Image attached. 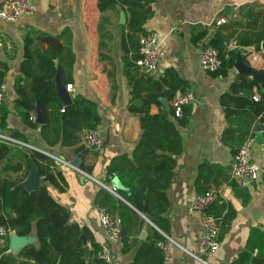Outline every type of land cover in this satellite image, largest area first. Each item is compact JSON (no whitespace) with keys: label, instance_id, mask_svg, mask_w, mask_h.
Segmentation results:
<instances>
[{"label":"crops","instance_id":"1","mask_svg":"<svg viewBox=\"0 0 264 264\" xmlns=\"http://www.w3.org/2000/svg\"><path fill=\"white\" fill-rule=\"evenodd\" d=\"M34 3L36 11L23 15L15 23L0 19V70L4 72L3 82L7 87L4 103L0 106V119L6 112V127L1 125L3 130L12 135L16 133L37 149L15 146L0 159V176L21 179L19 184L23 186L34 168L41 187L45 180L37 160L43 167L46 160L30 156L27 171L21 153L30 154L36 150L54 159L57 164L51 169L62 173L66 185L61 191L47 182L49 192L70 209L69 222L87 227L101 244L105 240V231L99 219L101 207L96 203V197L101 187L112 191V185L103 181L107 165L114 157L127 155L132 164L141 169L151 167L148 174H143V178L153 183L152 188L146 189L151 215L139 212L140 218H134L126 226L128 241L125 243L121 237L110 243L113 261L109 264H205L190 253L201 255L206 248L202 215L191 212L190 206L195 194L203 193L211 185L222 186L221 199L211 205L213 213L222 216L223 221L220 247L210 261L213 264H237L241 253L248 248L251 235L256 230H264V174L246 187L229 181L234 155L258 121L255 118L260 117L253 108L250 109L249 100L252 103V99L260 100L261 87L258 82L251 93L248 89L237 90L242 78L235 65L225 75L206 71L200 61L199 41L207 35L214 37L216 30L222 29L224 33H236L228 47H238V32L245 29L251 34L264 26V0H151L145 8L150 15L144 27L147 33L155 31L161 35L164 56L157 74H144L134 66L130 68L129 77L124 73L122 25L127 24L130 11L119 5L118 9L102 12L98 0H34ZM122 14L124 23L121 22ZM223 17L226 22L218 25L217 21ZM66 28L71 29V47L75 54L74 81L66 84L72 85L68 88L72 101L73 94H81L100 105L102 122L98 128L104 140L101 149L84 147L82 132L85 129L80 132V143L53 145L49 141L54 137L53 124L45 134L43 124L34 120L36 126H31L23 117L28 112L32 120L31 112L36 114V106L31 109L30 102L17 91L18 85L24 84L21 65L26 57V41L28 37L34 38L32 48H47L49 45L43 42V34L59 35ZM203 32H207L206 35L196 42L195 37ZM142 35L139 34V38ZM238 51L247 62L264 68L262 49L258 51L255 45H241ZM56 65L63 70L59 60ZM176 81H181V85L175 93L189 89L196 96L194 102L184 107L182 116L173 114L170 117L182 136L181 151L165 155L157 148L154 157L143 160L141 151L138 158L135 157L134 151L143 131L141 114L130 107L141 106L159 92L173 90L171 83ZM255 94L260 96L258 100L254 99ZM161 97L167 98L171 106L172 98L161 95L158 99ZM170 109L173 110L172 106ZM163 110L167 109L162 101L150 105L152 114ZM252 117H255L253 121ZM252 133L255 134L254 130ZM76 158H80L81 165L89 166L91 173L72 166ZM254 161L264 167V142L255 141ZM165 164L171 168L167 169ZM1 204L2 201L0 215L4 214ZM165 234L174 237L180 245L162 250L158 238ZM26 237L29 243L39 244L35 227ZM88 245L92 248L91 240ZM11 246V235L0 238V260L20 264L24 260L18 255L22 248L14 250ZM258 251L257 247L250 251L253 258Z\"/></svg>","mask_w":264,"mask_h":264},{"label":"trees","instance_id":"2","mask_svg":"<svg viewBox=\"0 0 264 264\" xmlns=\"http://www.w3.org/2000/svg\"><path fill=\"white\" fill-rule=\"evenodd\" d=\"M151 0H98L99 9L103 12L107 9H118L119 5L130 11L127 24L123 27V61L124 73L129 77L130 68L137 66L136 60L140 57V38L139 34H148L144 25L149 18L150 11L146 6ZM243 25V24H242ZM128 29V31L126 30ZM101 31V23L99 24ZM207 32L195 37V41L204 37ZM235 32L224 33L222 29H217L213 43L220 51L222 57V66L219 70L212 72L214 75H225L230 68H233L237 58L238 50L241 45H255L259 51L263 47L264 26L255 32L249 34L245 29L237 33L238 47L230 49L228 47L230 39L235 36ZM43 42L48 43V47H35L31 45L34 38L28 37L26 41V57L22 62L21 69L25 74L23 85H18L17 91L20 97L30 102L31 109L36 106L40 99L42 110L45 116V124L42 125V131L46 130L50 124L54 125V137L49 138L51 144H61L62 146H73L80 143V132L87 128H96L102 122V113L100 105L81 94H73V101L64 106L61 98L58 96L55 76L57 73L56 60L63 65L61 77L63 82H73V66L75 63V54L71 47L72 32L66 28L59 35L43 34ZM64 39L62 42L61 40ZM241 82L237 84V90L248 89L251 93L253 87L258 85L256 78H249L248 75L240 73ZM4 72L0 70V83L3 82ZM181 85V81L171 83L173 90L159 92L143 102L141 106H131L133 112L141 114L142 137L135 148V157L138 158L141 151V159L154 157L155 149H160L163 154H176L182 149V136L175 124L171 121L173 110H163L158 114H152L150 105L153 102L161 104L159 96L164 95L169 99L175 94L176 88ZM261 98L253 103L249 100L250 109L253 108L259 118L252 117L258 121L264 122V86L259 89ZM225 97V96H224ZM249 96L247 97V99ZM64 107V111H62ZM6 112L1 117V125L6 127ZM23 117L31 126H36V121L30 119L28 112ZM264 130V124H263ZM248 132V130H247ZM253 132V129L247 133L246 137ZM14 136H18L13 133ZM245 137V138H246ZM244 138V140H245ZM243 140V141H244ZM243 143V142H242ZM16 148L10 144L0 142V159L6 153ZM238 150V149H237ZM237 152V151H236ZM26 162L27 171L30 167V156L34 159L42 158L46 160V166L43 167L37 160L40 168V174L44 175L45 183L36 190H27L20 186L21 179H3L0 176V201L4 214L0 215V224H5L19 235H29L35 227L36 236L39 244H27L19 252V256L24 257L20 264H93L102 262L109 264L97 257V251L100 249L98 243L87 227H82L78 223H70L71 211L68 207L57 201L49 192L47 182L57 186L61 191L65 190V178L62 173L51 169L57 162L46 154L33 150L30 154L21 153ZM140 159V160H141ZM167 169L171 165L165 164ZM14 167V165H12ZM81 168L91 173V168L85 164ZM151 167L141 169L139 165L132 164L127 155L114 157L107 165V175L103 179L104 183L112 185L115 176H118L124 188H117L116 193L101 187L97 193L96 203L99 207H106L110 212L116 213L122 220L121 237L126 243L128 241L126 226H129L134 218H140L139 212L144 215H151L150 208L147 207L149 194L147 187L152 188L153 183L143 174H148ZM136 180L139 183H136ZM156 187H159L157 184ZM208 189V188H207ZM205 188L204 191L207 190ZM144 201H146L144 203ZM211 212L212 209H209ZM10 212H14L12 214ZM216 214V213H215ZM218 215V214H216ZM220 216V215H218ZM86 236L92 242V248L86 255L85 241L82 237ZM164 238V237H163ZM161 238V239H163ZM161 240L160 238H158ZM158 240V241H159ZM247 250H244L237 264H247L254 259V264H264V230H256L250 238ZM258 248V254L254 256L250 251ZM0 264H9L3 259Z\"/></svg>","mask_w":264,"mask_h":264},{"label":"built area","instance_id":"3","mask_svg":"<svg viewBox=\"0 0 264 264\" xmlns=\"http://www.w3.org/2000/svg\"><path fill=\"white\" fill-rule=\"evenodd\" d=\"M34 0H3L0 5V19L15 23L23 15L31 14L36 11ZM226 22L223 17L217 21V24ZM211 36L207 35L199 41L200 61L202 67L208 72H215L222 66V57L219 49L211 43ZM264 53V46L262 47ZM164 56V49L161 35L158 32L144 34L140 38V57L136 60L137 66L147 75H154L159 72L160 62ZM71 89L72 85L68 84ZM7 87L4 82L0 83V106L4 103ZM259 95L255 94L254 99L258 100ZM196 100L192 90L186 89L177 91L171 100V106L176 116H182L184 107ZM64 110V108L62 109ZM31 118L36 120V114L31 112ZM0 142L16 146L21 149H37L31 143L8 133L1 127L0 119ZM256 137L250 133L238 148L231 163L230 182H236L242 187H246L264 174V167L254 161V144ZM82 144L87 149H101L104 145L102 133L98 127L87 128L82 132ZM72 166L78 168L71 163ZM116 193V185L111 186ZM223 195V187L211 185L205 192L197 193L191 202L190 211L200 213L203 218V227L205 231L206 248L204 253L199 255L190 252L196 259L205 263L213 264L210 261L211 256L220 247V233L222 227V216H218L209 209ZM99 219L105 231V240L100 244L97 251V257L106 263H112L113 252L110 247L111 242H117L121 238L122 220L116 213L110 212L106 207L99 208ZM12 230L5 224H0V238L11 235ZM175 245H180L177 240L165 234L164 238L158 241V246L162 250H169ZM183 247V246H182ZM184 248V247H183ZM186 250V248H184Z\"/></svg>","mask_w":264,"mask_h":264},{"label":"water","instance_id":"4","mask_svg":"<svg viewBox=\"0 0 264 264\" xmlns=\"http://www.w3.org/2000/svg\"><path fill=\"white\" fill-rule=\"evenodd\" d=\"M124 21H125V17L122 14L121 22L124 23ZM235 68L240 73H247V74L252 75L254 78H256L258 80L259 87L263 88L264 68H258L256 66L252 65L251 63L247 62L244 59V57L240 51H238V58H237V61L235 63ZM55 81H56V88H57L58 96L61 98V100L65 104H70L72 102L71 92L68 89V85L65 84L62 80L61 69H59V67H57V73L55 76ZM160 100L163 102V104L167 110H169L171 108L167 98L161 97ZM35 111H36V115H37L36 121L40 124H44L46 122V120H45L44 112L42 110V105H41L40 99L37 100ZM1 130L2 129L0 128V131ZM253 130L256 134V141L264 142L263 124L261 121H257L254 124ZM72 164H74L79 169H81L80 158L74 159L72 161ZM114 184L116 185L117 188H124V186L122 185L118 176H115ZM20 186H22V185H20ZM23 187H25L27 189H34V190L39 188V180L36 178V173H35L34 168L30 171L29 180L24 183ZM82 237L84 238V241L86 243L85 250H86V255H88L90 248H89V245L87 244L86 236L83 235ZM27 244H30V243H29L28 238L26 236L19 235L16 231L11 233V245H12L11 247L14 250L21 249L24 246H26ZM248 264H253L252 258Z\"/></svg>","mask_w":264,"mask_h":264},{"label":"rangeland","instance_id":"5","mask_svg":"<svg viewBox=\"0 0 264 264\" xmlns=\"http://www.w3.org/2000/svg\"><path fill=\"white\" fill-rule=\"evenodd\" d=\"M247 56H249V52H247Z\"/></svg>","mask_w":264,"mask_h":264}]
</instances>
